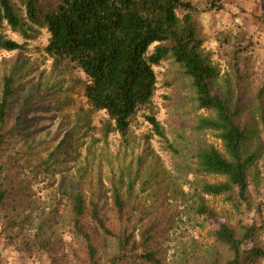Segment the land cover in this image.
<instances>
[{
    "label": "rangeland",
    "instance_id": "obj_1",
    "mask_svg": "<svg viewBox=\"0 0 264 264\" xmlns=\"http://www.w3.org/2000/svg\"><path fill=\"white\" fill-rule=\"evenodd\" d=\"M13 3L26 17L23 1ZM226 5V12L201 19L203 54L220 72L216 91L238 106L239 121L247 125L257 113L255 93L236 84L218 40L240 37L250 44L252 80L264 88V0H226ZM31 28L29 41L9 31L8 37L25 49L4 51L0 58V102L7 79L15 90L0 156V188L7 193L0 216V264H88L77 226L98 248L99 264H112L116 239L104 236L92 220L93 204L117 235L131 234L141 242L142 233L154 228L161 264H213L217 259L223 264L226 255L214 232L219 221L235 226V213L224 198L203 193L205 184L222 179L198 173L197 157L206 148L224 149L217 134L199 129L200 121L212 115L199 109L191 79L172 58L155 68L158 121L168 144L153 133L143 114L124 139L105 113L90 107L88 78L47 54L48 30ZM252 127L259 136L250 139L249 150L258 157L250 180L256 183L253 205L261 214L253 211L250 221L264 224V128ZM116 193L125 204L122 215ZM78 195L86 201L80 220L73 211ZM202 203L215 212V220L198 214Z\"/></svg>",
    "mask_w": 264,
    "mask_h": 264
},
{
    "label": "trees",
    "instance_id": "obj_2",
    "mask_svg": "<svg viewBox=\"0 0 264 264\" xmlns=\"http://www.w3.org/2000/svg\"><path fill=\"white\" fill-rule=\"evenodd\" d=\"M26 17L19 14L13 0H0V58L2 52H20L25 44L8 37V32L32 39L31 26L46 28L50 34L47 54L68 70H78L87 78L86 98L96 112L105 113L114 123L113 131L124 139L143 114L153 133L165 143L168 138L158 121L160 108L155 103L158 78L155 68L172 58L192 81L200 110L212 116L200 121L199 129L217 134L223 151L210 147L200 151L197 172L222 179L205 184L203 193L222 197L235 213L236 225L218 222L214 239L226 255L223 264H264V224L250 221L252 191L256 183L250 174L258 159L249 150L250 139L264 128V88L252 80L255 63L250 44L230 36L219 39L220 56L232 68L238 86L250 89L257 99V113L245 125L239 121V108L217 92L220 72L203 54L201 38L204 15L227 11L226 0H22ZM250 34H245L248 36ZM155 51L150 50L155 46ZM13 80L7 79L0 102V156L4 144L9 109L14 97ZM255 124V125H254ZM257 193V191H256ZM7 193L0 188V216L6 207ZM119 214L124 201L115 194ZM73 211L80 220L86 213L82 195L74 199ZM263 211V210H262ZM91 217L108 238L116 239L117 253L112 264H161L154 247V228L141 235H117L106 225L101 209L93 204ZM205 220H215L205 203L198 208ZM77 236L86 245L89 263L99 264L98 248L91 236L77 226ZM213 264H221L220 259Z\"/></svg>",
    "mask_w": 264,
    "mask_h": 264
}]
</instances>
